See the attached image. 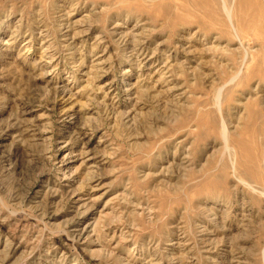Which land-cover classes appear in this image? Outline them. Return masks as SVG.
I'll return each instance as SVG.
<instances>
[{
	"label": "rangeland",
	"instance_id": "rangeland-1",
	"mask_svg": "<svg viewBox=\"0 0 264 264\" xmlns=\"http://www.w3.org/2000/svg\"><path fill=\"white\" fill-rule=\"evenodd\" d=\"M0 264H264V0H0Z\"/></svg>",
	"mask_w": 264,
	"mask_h": 264
}]
</instances>
